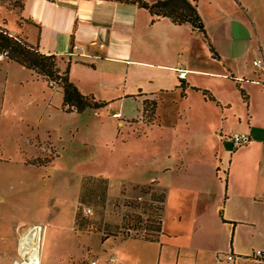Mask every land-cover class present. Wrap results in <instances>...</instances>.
Segmentation results:
<instances>
[{
	"label": "crops",
	"instance_id": "crops-1",
	"mask_svg": "<svg viewBox=\"0 0 264 264\" xmlns=\"http://www.w3.org/2000/svg\"><path fill=\"white\" fill-rule=\"evenodd\" d=\"M21 2V21L32 27L21 35L44 53L70 58L69 80L105 103L66 112L140 121L166 144L160 171L147 182L130 183L162 188L158 239H101L72 224L73 234L86 237L88 254V242L95 241L98 256L107 253L104 263L264 264L252 257L254 247L264 249V72L252 64L260 56L254 54L253 28L235 0H197L206 37L133 3ZM132 103L136 112L127 116ZM147 103L150 120L142 117ZM234 131L248 132L249 142L234 147ZM1 238L7 247L0 264H10L16 238L14 245L10 236ZM122 240L145 243L120 245ZM98 256L84 264H98Z\"/></svg>",
	"mask_w": 264,
	"mask_h": 264
},
{
	"label": "rangeland",
	"instance_id": "rangeland-1",
	"mask_svg": "<svg viewBox=\"0 0 264 264\" xmlns=\"http://www.w3.org/2000/svg\"><path fill=\"white\" fill-rule=\"evenodd\" d=\"M235 2L252 25L254 54L264 56V0ZM20 3L0 0V27L22 38L32 27L21 21ZM57 61L64 71L66 59ZM49 83L15 61L0 59V251L7 247L3 235L10 236L11 245L16 238L17 245L28 226L40 224L39 264H84L97 260V244L88 242L93 247L88 254L86 237L73 234L72 224L81 233H99L101 239H139L152 233L150 223L158 217L160 203L151 193L162 188L130 183L147 182L152 171H160L166 144L140 121L66 112L60 89ZM143 109L142 117L150 120V103ZM126 111L132 116L134 104ZM106 256L101 252L98 264H113L104 263Z\"/></svg>",
	"mask_w": 264,
	"mask_h": 264
},
{
	"label": "trees",
	"instance_id": "trees-1",
	"mask_svg": "<svg viewBox=\"0 0 264 264\" xmlns=\"http://www.w3.org/2000/svg\"><path fill=\"white\" fill-rule=\"evenodd\" d=\"M124 3L137 4L140 7L146 8L153 17L165 16L176 24H188L192 30L202 33L205 37L204 22L197 10V0H109ZM22 2L20 3V7ZM9 33L4 27H0V52H6L5 57L8 60L15 61L27 69L32 70L37 76L46 79L48 82H55L62 93V107L66 111L76 110L83 111L86 108H100L105 105L104 102L97 101L92 95L82 94L76 85L68 78V68L70 58L64 56L49 54L40 51L38 44H32L25 37ZM212 54L215 52L210 41L208 42ZM64 57L66 66L64 71H60L57 59ZM241 95L246 99V94L240 89ZM203 94L208 96L206 91ZM147 187V191H149ZM151 198L156 199L160 205L156 207L159 211L155 220H152L150 226L152 233L143 234L139 239L155 241L158 239L160 232V212L164 199L163 190L160 193H151ZM157 214V213H156ZM80 219L76 217L78 223Z\"/></svg>",
	"mask_w": 264,
	"mask_h": 264
},
{
	"label": "built area",
	"instance_id": "built-area-1",
	"mask_svg": "<svg viewBox=\"0 0 264 264\" xmlns=\"http://www.w3.org/2000/svg\"><path fill=\"white\" fill-rule=\"evenodd\" d=\"M78 48H79L78 46H74V49H78ZM5 54H6V52H0V59L5 57ZM252 64L264 72V57H262V56L256 57L255 59L252 60ZM184 76H185L184 71H180L178 73L179 78H183ZM263 82H264V78H263ZM230 139H231L233 145L242 146V145H245L249 142V135H248V132H246V131H234L231 133ZM89 210L90 209L87 208L86 212H88ZM21 239H22V233L19 237L18 244H17V254H18L19 259L12 260V262L10 264H22L24 261L26 253H22L19 250L20 244H21ZM252 257L256 260L264 261V249H254L252 251ZM227 258L231 259L232 255H228ZM91 264H95V262L92 261Z\"/></svg>",
	"mask_w": 264,
	"mask_h": 264
},
{
	"label": "bare ground",
	"instance_id": "bare-ground-1",
	"mask_svg": "<svg viewBox=\"0 0 264 264\" xmlns=\"http://www.w3.org/2000/svg\"><path fill=\"white\" fill-rule=\"evenodd\" d=\"M41 228L28 227L22 232V239L19 250L26 253L22 264H39V241L41 239Z\"/></svg>",
	"mask_w": 264,
	"mask_h": 264
}]
</instances>
